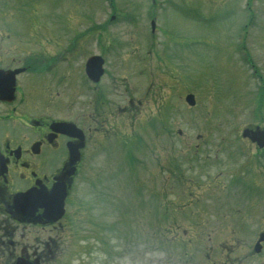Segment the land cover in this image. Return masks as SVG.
Returning a JSON list of instances; mask_svg holds the SVG:
<instances>
[{
	"label": "rangeland",
	"instance_id": "374dc122",
	"mask_svg": "<svg viewBox=\"0 0 264 264\" xmlns=\"http://www.w3.org/2000/svg\"><path fill=\"white\" fill-rule=\"evenodd\" d=\"M42 1L43 18L69 27L75 45L87 39L86 54L107 48L98 83L105 94L101 133L88 138L74 203L51 235L58 248L49 264H178L193 248L183 244L201 232L197 210L210 213L230 185L242 197L256 190L264 196V182L255 188L264 179V150L240 140L230 149L244 126L264 125V0ZM79 60L76 53L74 69ZM88 88L85 102L75 90L77 108L88 106L95 83ZM189 92L193 107L184 101ZM131 96L139 103L129 105ZM128 135L138 139L133 167L121 144ZM127 143L133 145L129 137ZM228 150L237 155L220 162L227 156L217 153ZM205 221L212 225V214Z\"/></svg>",
	"mask_w": 264,
	"mask_h": 264
},
{
	"label": "flooded vegetation",
	"instance_id": "af4514ba",
	"mask_svg": "<svg viewBox=\"0 0 264 264\" xmlns=\"http://www.w3.org/2000/svg\"><path fill=\"white\" fill-rule=\"evenodd\" d=\"M42 6V0H0V264H49L56 258L58 245L51 235L64 226L69 193L85 158L87 123L102 125L105 114L98 107L86 114L90 101L83 103L82 114L74 113L68 28L43 18ZM66 122L82 130L84 144L64 214L53 221L48 217L56 210L52 185L63 175L68 145L80 144L65 132ZM258 203H263L260 210ZM237 211L217 217L216 241L201 245L197 253L206 259L196 264H264V237L257 243L264 232V199L247 203L246 219L239 224L218 225L228 224L226 217ZM192 257L184 255L180 264H190Z\"/></svg>",
	"mask_w": 264,
	"mask_h": 264
},
{
	"label": "water",
	"instance_id": "95a60500",
	"mask_svg": "<svg viewBox=\"0 0 264 264\" xmlns=\"http://www.w3.org/2000/svg\"><path fill=\"white\" fill-rule=\"evenodd\" d=\"M93 60H94V58H91V59H89V61L87 62V72H88V75L90 76V77H92L94 80L97 78V76L100 74L99 72H101V70H100V67H98L97 69V71H96V76H94L93 75V73H91V71H92V65H93ZM101 63V60L98 62V64H100ZM99 73V74H98ZM185 99H186V101L190 104V105H193L194 104V99H193V96L191 95V94H189V95H187L186 97H185ZM245 132H246V130L244 131V134H245ZM256 133V136L258 137V142H259V145H263V142L262 141H260V140H262V136H263V134L262 133H259V132H255ZM57 191H59L58 192V194L56 195L57 196V199H56V204H55V206H57L58 208H57V212H58V210H59V213L61 214V212H62V204H63V198H64V196H65V194H66V186L62 183L60 186H59V188H57Z\"/></svg>",
	"mask_w": 264,
	"mask_h": 264
}]
</instances>
